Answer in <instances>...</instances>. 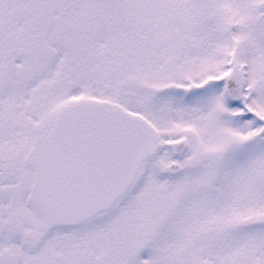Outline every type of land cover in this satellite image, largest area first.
<instances>
[{"label":"snow or ice","instance_id":"1","mask_svg":"<svg viewBox=\"0 0 264 264\" xmlns=\"http://www.w3.org/2000/svg\"><path fill=\"white\" fill-rule=\"evenodd\" d=\"M0 264H264V0H0Z\"/></svg>","mask_w":264,"mask_h":264}]
</instances>
